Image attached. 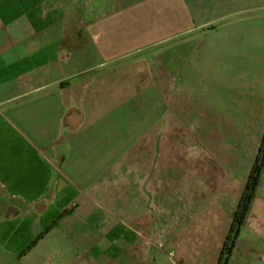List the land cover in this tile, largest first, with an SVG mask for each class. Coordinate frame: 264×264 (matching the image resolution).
<instances>
[{"label": "crops", "instance_id": "crops-1", "mask_svg": "<svg viewBox=\"0 0 264 264\" xmlns=\"http://www.w3.org/2000/svg\"><path fill=\"white\" fill-rule=\"evenodd\" d=\"M158 61L207 130L132 90ZM263 134L264 0H0V264H218ZM170 135L180 156L198 136L193 159ZM173 191L193 213L167 218ZM230 264H264V170Z\"/></svg>", "mask_w": 264, "mask_h": 264}, {"label": "rangeland", "instance_id": "rangeland-1", "mask_svg": "<svg viewBox=\"0 0 264 264\" xmlns=\"http://www.w3.org/2000/svg\"><path fill=\"white\" fill-rule=\"evenodd\" d=\"M159 61L155 62L156 64L153 67L152 80H150L148 72L145 75L142 74L144 77L142 76V78H140V80H142L143 82L147 81V85L142 86V88L138 85H135V87H132V90H133V88H135V91H136L135 94L138 96L141 94L140 93L141 89L143 90L142 95H144V93H145L144 91L146 90L147 91L146 94L148 96H151V98H152L151 106L153 107V111L156 110L157 104L159 105V110L168 111L167 126L169 128L184 127L185 129H187L191 125H193L197 129L207 130L209 127V120L207 118V115L206 116L203 115L205 113V111H202V113L200 114L201 111L198 112V108H197L198 106H201V108H203L206 105L203 106L204 103H198V102H197L198 104L197 103L195 104V102H193V101H195V96H192L193 94L190 91L191 87L188 88L186 86V84H184L182 81H178L177 77L174 76L173 72H171V71L169 72L168 85H162L161 79H162V74H163V79H164V72L162 73L161 67H160V65H158ZM188 70L189 69H187V71ZM126 73H130V72H125V74ZM138 81H139V79H138ZM136 84H138V82H136ZM178 97L181 98V103L179 105L176 102V99ZM146 105H147V110H148L149 103H147ZM20 106H24V107H21V112H24V114H25L24 120L21 122V121H18L17 118H15V119L10 118L9 121L16 128L21 130V132L26 133L29 128L33 127V124L39 123V120H38V118H35L33 116V112H32L33 110H32V107L30 106V104H24L23 102H18V103L11 104L9 106V108H15V107L17 108ZM162 106H163V108H162ZM195 106H197V107L194 108ZM139 107H140V104H137V110L136 111H138V112H140ZM7 109H8L7 106H6V108L4 107L5 114L9 116V114L6 112ZM203 109H205V108H203ZM153 122H155V119H153ZM197 137L198 136H192V135H186L185 136L184 141H183V145H182L183 151L180 152V154H181V156H180V155H177V153L175 151V144H176L175 136L170 135L169 136V143H170L169 159L170 160H179L181 158L182 159L183 158L193 159L194 155H193V152L191 151V149H194V148H195L194 150L197 149V146H198ZM184 152L186 155H184ZM175 178L176 177H173V179H175ZM180 184H179L180 185L179 189H181V187H182L183 188L182 190L185 191V194L189 188L193 187V182L191 179L184 180ZM170 185L172 187H174V188H172V190H176L177 188L175 186H177L178 183H170ZM177 191L171 192V194L173 196L170 195V198H169V207L166 210V212L168 213L167 218H169V220H172V219L177 217V214H176V212H177L176 202L177 201L183 202L184 204H188V207H190L189 211H192V213L194 211L193 208H191L192 203H193V198L188 199V197L185 196V198L178 200L175 198L177 196ZM101 205L103 207H106V208H110L113 206L111 204V202L107 203L106 201L101 202ZM154 206H156V205L154 204ZM196 207H198V204H195V208ZM66 211L67 210H64V212L58 216L57 215H55L54 217L51 215L47 216L48 219H52L50 224H52L54 221H57V223H62L64 216L67 214V213L65 214ZM157 217H160V216H157ZM41 231H42V228H40L39 225L32 228L33 234H35L37 232H41ZM60 234H61V232L59 230H54L50 234V238L57 240V239H59ZM41 246H42V244L39 243L38 247L40 248ZM4 250L5 249L1 250V248H0V254L5 253ZM33 251L34 250H32V252ZM28 253H30V252H28Z\"/></svg>", "mask_w": 264, "mask_h": 264}, {"label": "trees", "instance_id": "trees-1", "mask_svg": "<svg viewBox=\"0 0 264 264\" xmlns=\"http://www.w3.org/2000/svg\"><path fill=\"white\" fill-rule=\"evenodd\" d=\"M264 170V134L261 140L259 147V152L256 157V160L252 166L248 181L246 183L245 189L242 193V196L239 200L237 209L233 215L231 228L225 239L221 255L219 258L218 264H230L231 258L237 246V241L240 237L242 228L244 227L248 215L250 213L252 203L256 197V192L261 181L262 173ZM68 213L67 211L65 214ZM57 224V221H54L50 226L42 232L23 252L25 253L28 249L33 247L37 241L46 233L48 230Z\"/></svg>", "mask_w": 264, "mask_h": 264}]
</instances>
